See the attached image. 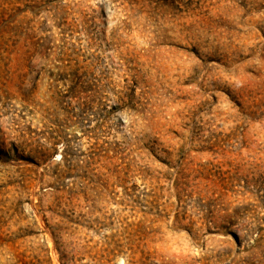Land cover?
Listing matches in <instances>:
<instances>
[{
  "label": "rangeland",
  "instance_id": "1",
  "mask_svg": "<svg viewBox=\"0 0 264 264\" xmlns=\"http://www.w3.org/2000/svg\"><path fill=\"white\" fill-rule=\"evenodd\" d=\"M0 264H264V0H0Z\"/></svg>",
  "mask_w": 264,
  "mask_h": 264
}]
</instances>
